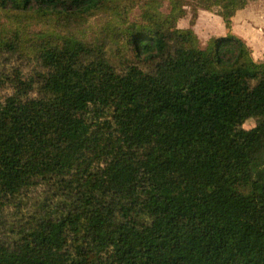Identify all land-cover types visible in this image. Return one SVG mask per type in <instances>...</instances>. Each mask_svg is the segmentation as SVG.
Returning <instances> with one entry per match:
<instances>
[{
    "label": "trees",
    "instance_id": "1",
    "mask_svg": "<svg viewBox=\"0 0 264 264\" xmlns=\"http://www.w3.org/2000/svg\"><path fill=\"white\" fill-rule=\"evenodd\" d=\"M164 1L0 0V264H264L256 0Z\"/></svg>",
    "mask_w": 264,
    "mask_h": 264
},
{
    "label": "rangeland",
    "instance_id": "2",
    "mask_svg": "<svg viewBox=\"0 0 264 264\" xmlns=\"http://www.w3.org/2000/svg\"><path fill=\"white\" fill-rule=\"evenodd\" d=\"M247 9V10H246ZM242 15L238 13L233 17V33L242 39L252 50L256 62L261 63L264 60V0L251 1ZM186 16L180 18L177 23L178 29H193L200 39V46L207 48L210 41L219 36L228 33V29L218 11H205L197 8L196 4L189 0L185 6ZM162 11L169 15L171 8L169 1L165 0ZM244 11V10H243ZM141 14L140 7L137 5L131 13V18L139 19ZM94 27H103L107 25L109 32L115 30L114 23H107L102 17L92 19ZM98 74L95 73V76Z\"/></svg>",
    "mask_w": 264,
    "mask_h": 264
},
{
    "label": "crops",
    "instance_id": "3",
    "mask_svg": "<svg viewBox=\"0 0 264 264\" xmlns=\"http://www.w3.org/2000/svg\"><path fill=\"white\" fill-rule=\"evenodd\" d=\"M246 10H247V9H246ZM243 12H245V10H244V11H239V12H238V16H239V15H242ZM233 21H235L234 18H233Z\"/></svg>",
    "mask_w": 264,
    "mask_h": 264
}]
</instances>
